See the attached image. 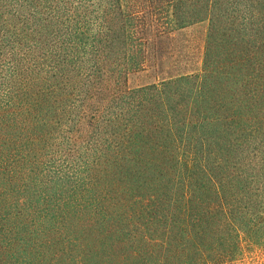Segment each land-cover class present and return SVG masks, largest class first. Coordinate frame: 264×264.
<instances>
[{
  "label": "trees",
  "instance_id": "1",
  "mask_svg": "<svg viewBox=\"0 0 264 264\" xmlns=\"http://www.w3.org/2000/svg\"><path fill=\"white\" fill-rule=\"evenodd\" d=\"M202 22L199 71L126 86ZM0 81V264L264 248V0H0Z\"/></svg>",
  "mask_w": 264,
  "mask_h": 264
},
{
  "label": "rangeland",
  "instance_id": "2",
  "mask_svg": "<svg viewBox=\"0 0 264 264\" xmlns=\"http://www.w3.org/2000/svg\"><path fill=\"white\" fill-rule=\"evenodd\" d=\"M207 23L194 24L173 33L160 44L165 56L158 67L146 72L131 73L126 86L130 88L149 85L169 74L199 71L204 51ZM1 83V81H0ZM243 254L231 264H264V248L242 244Z\"/></svg>",
  "mask_w": 264,
  "mask_h": 264
}]
</instances>
